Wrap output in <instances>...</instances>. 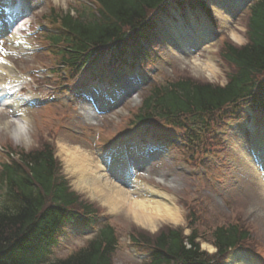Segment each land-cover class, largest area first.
I'll list each match as a JSON object with an SVG mask.
<instances>
[{
    "label": "rangeland",
    "instance_id": "374dc122",
    "mask_svg": "<svg viewBox=\"0 0 264 264\" xmlns=\"http://www.w3.org/2000/svg\"><path fill=\"white\" fill-rule=\"evenodd\" d=\"M207 1L210 3L212 0ZM91 2V0H36V10L30 31L36 33L40 29L37 26L42 24L46 27L45 32L41 35L38 33L30 35L28 31L25 32L24 35L27 37L25 47L12 43L11 45L6 44L4 52L7 54L4 56H9L10 63L17 69L24 85L23 92H20L18 97H26L28 101L37 100V103L30 106L28 101L21 102L19 113L26 116L27 124L17 134L14 132V128L21 115L15 116L12 114V109L0 107V161L7 159L6 153L10 150H20V148L32 150L45 143L52 145L61 173L66 176L71 189L80 194L82 201L99 208L100 222L109 220L116 227L119 246L113 255L115 264H142L143 256L140 255L144 253V248L134 247L129 239L131 231L137 234H156L165 227H181L188 236L191 233V227L187 217L195 211L197 213V210L203 212L210 231L216 226L228 223H237L242 229L249 230L251 238L246 243L248 246L244 247L248 250L238 248L225 264H235L236 260L239 261L243 256H248L252 264H264V186L262 185V176L253 160V142L250 140L253 135L247 131L249 120L231 124L226 134L230 153L227 159H224V154L211 157L212 162L209 168L187 162L182 156L184 152L159 138L162 136L158 133L161 127L164 126L166 132L172 130L167 128L164 121L155 119L151 123L153 127L141 125L140 128L135 127L132 123V113L140 105L141 96L146 92L141 88L148 81L147 88L154 86L155 83L166 82L167 79L181 77L201 82L226 84L227 75L233 72L234 68L221 58L219 50L224 40L236 45H243L247 42L246 12L224 11L218 13L214 7L213 10L219 22L220 38L218 37L206 47L190 51L172 49L164 39L171 36L173 30H185L187 27H191L192 22L201 24L203 19L201 13L198 10H190L187 15L183 16L182 14L178 19L164 18L163 29H161L163 32L161 34L162 41L155 40V48L159 51L156 55L159 57H156L151 51L150 55L152 54L155 60L146 68L145 72L140 73L144 83L136 90V97H127L106 113L87 117V114L80 113L82 106L79 107L81 101L77 97L79 90L75 91V87L85 88L86 91L93 93L103 91L105 96L108 92L112 93L113 87H111L112 90L108 89L112 84L106 83L100 78L99 85H101L92 87L88 83L90 70L82 75L80 73L74 75L73 79L67 77L68 81L61 75L64 71L68 75V72L71 71L70 67H66L65 70L64 68L59 69L57 73H53L48 67L43 66V63L50 62L53 65H58L61 57L57 58L51 55L47 59L46 46L37 45L36 40L37 38L43 39V37L46 39V32L55 33L60 30L58 24L55 23L57 14L72 12L75 15L84 14V18L91 16L97 8V4H91ZM172 25L175 29L171 27ZM35 35L39 36L36 38ZM100 59L101 61L109 60L106 53L100 55ZM125 69L126 67H120V70ZM130 69L135 70L134 68ZM114 71L117 72L114 78L118 79L121 72L116 69ZM136 73L138 72L136 71ZM58 74L60 75L58 76ZM75 97L77 98L73 102ZM42 100H48V102L38 104L45 102ZM4 123H7L8 126H4ZM252 124L257 135L260 131L264 132L263 117L260 116ZM173 133L180 134L176 130ZM145 139L152 140L153 143L157 142L154 147L160 148L159 159L152 163L146 162L142 158L137 159L142 156L140 151H137L136 154L131 155L137 157L130 163L137 167L135 169L138 171V178L143 183L154 186L170 196L179 208L181 215L179 222L158 220L155 227L151 228L139 223L126 209H111L100 198L77 187L76 177L68 171L65 155L61 152V145L72 148L79 146L94 156L98 162H101L102 159L106 162H116L127 153L123 150H120L119 153L115 152L119 140H122L124 149L126 146L132 148L131 141L143 144ZM139 149L141 148L137 150ZM121 156L122 158H120ZM230 161L233 164H229ZM189 163L190 167L187 166ZM227 164L232 165L228 171L224 170ZM104 167L101 169L106 171L111 181H115L108 164ZM200 217L203 219L202 215ZM92 223L91 227L84 225L78 227L70 223L66 231L67 235L54 250V256L65 257L85 246L99 227V223ZM205 230V225L200 227L202 233ZM208 232L207 230L205 234ZM198 240L201 242L202 249L209 253L214 251V247L212 249L207 247L208 245L213 246L211 243L202 240V237Z\"/></svg>",
    "mask_w": 264,
    "mask_h": 264
},
{
    "label": "trees",
    "instance_id": "16d2710c",
    "mask_svg": "<svg viewBox=\"0 0 264 264\" xmlns=\"http://www.w3.org/2000/svg\"><path fill=\"white\" fill-rule=\"evenodd\" d=\"M96 1L97 13L88 18L70 12L55 15L65 29L54 36L55 42L67 46L62 53L73 68L104 50L112 52L115 62L128 61L125 57L132 45L153 33L149 15L166 12L169 7L168 0ZM196 1L204 9L205 2ZM246 21L247 42L236 45L224 40L219 50L223 60L234 68L225 85L188 77L167 79L156 83L136 109L138 123L166 119L167 126L184 131L182 139L186 142L180 149L187 162L205 166L206 155L216 147L221 149L218 131L227 120L242 119V101L264 110V0L250 4ZM143 49L148 55L149 49ZM6 156L0 161V264H115L119 236L110 222L85 246L65 257L52 256L67 235L70 222L86 224L87 220H96L100 212L71 189L52 145L10 150ZM187 220L191 227L188 236L181 227H165L156 234L131 231L132 244L149 252L142 264H223L221 260L231 249L247 247L251 238L249 230L237 223L210 231L199 210L189 214ZM203 225L205 232L209 231L207 235L200 231ZM199 237L212 242L217 252L202 250Z\"/></svg>",
    "mask_w": 264,
    "mask_h": 264
},
{
    "label": "bare ground",
    "instance_id": "6f19581e",
    "mask_svg": "<svg viewBox=\"0 0 264 264\" xmlns=\"http://www.w3.org/2000/svg\"><path fill=\"white\" fill-rule=\"evenodd\" d=\"M11 38L12 43L21 42L17 35H12ZM198 41H201V39H198ZM189 42L191 43L193 40L186 39L181 43L182 46L189 48V45H187ZM19 80L20 77L16 74L15 67L7 59L0 56V92L5 96L4 105L7 104L15 116H19V107L22 100L16 97V93H10L9 86L11 87ZM17 121V126L14 128L16 134L27 124L25 116L22 115ZM3 125L8 126L7 123ZM257 144L258 147L264 149V135ZM61 152L65 155L68 171L76 177L77 187L100 198L111 209H126L139 223L148 225L151 228L155 227L158 220L172 222L181 220L179 208L167 193L154 186H148L138 177L132 179V174L128 169L126 171L119 170L126 172L125 174L121 173L120 177L125 179V175H127V181L130 180V185L124 187L115 181H111L104 170L101 169L104 167L101 162L95 160L94 156L81 147L72 148L61 145ZM261 157L264 160V156ZM207 247L208 249L213 248L211 245ZM235 264H243V262L236 261Z\"/></svg>",
    "mask_w": 264,
    "mask_h": 264
}]
</instances>
